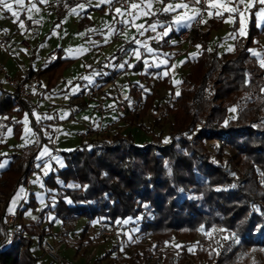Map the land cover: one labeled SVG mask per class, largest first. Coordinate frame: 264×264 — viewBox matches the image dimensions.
Listing matches in <instances>:
<instances>
[{
  "label": "trees",
  "instance_id": "1",
  "mask_svg": "<svg viewBox=\"0 0 264 264\" xmlns=\"http://www.w3.org/2000/svg\"><path fill=\"white\" fill-rule=\"evenodd\" d=\"M252 12L253 8L246 35L238 34L234 50L223 53L206 45L210 28L220 25L222 15L197 19L187 28L185 37L198 51L183 61L187 70L180 73L175 98L154 103L158 93L151 89L137 101V109L129 114L133 120L153 109L157 113L152 120L158 125L161 115L168 114L167 139L151 132L148 139L137 142L132 133L117 126L63 148L59 151L64 153L63 164L52 167L44 176L48 189L35 218H22L26 209L36 208L39 202L30 190L29 198L18 207L16 229L4 218L9 195L20 184H27L29 174L38 165L37 151L43 144L53 143L54 129L37 120L32 101H17L11 90L1 87L0 116H6L4 121L17 134L22 111L26 110L35 135L32 142L0 153V159L10 157L0 169V264H42L31 247L34 236L52 232L55 218L65 222L80 215L89 220L99 217L112 226L122 220L136 222L138 229L150 234L156 244L168 239L176 228L193 232L197 227L219 224L233 230L237 243L219 247V254L208 259L210 264L236 262L238 251L251 245L263 246L264 67L248 45L264 26L255 27ZM162 14L156 10L147 18ZM234 21L231 29L237 25L236 17ZM182 29H170L157 43L165 45L170 34L178 35ZM47 56L42 64L27 70L38 76L47 72L51 82L73 57L63 55L61 45ZM131 66L141 68L140 59ZM103 77L108 80L111 74ZM160 84L171 91L172 82ZM129 89L135 90L132 85ZM228 105H235L236 110L224 120L215 111ZM206 140L211 141L213 149L206 146ZM47 212L51 217L44 223ZM109 252L111 249L101 259ZM109 258L112 264L119 263L116 255ZM242 262L238 258L236 264ZM122 264H146V259L136 250Z\"/></svg>",
  "mask_w": 264,
  "mask_h": 264
},
{
  "label": "crops",
  "instance_id": "2",
  "mask_svg": "<svg viewBox=\"0 0 264 264\" xmlns=\"http://www.w3.org/2000/svg\"><path fill=\"white\" fill-rule=\"evenodd\" d=\"M8 2L13 5L11 11L0 6V32L2 34L0 58L10 74L16 77H25L28 75L29 66L36 67L42 64L48 57V52L59 45L62 46L63 55L73 57V60L53 81H48L47 72L39 75L46 85V89L39 100L34 102L33 110L37 112L36 117L41 111L42 122L51 125L54 129L53 143L49 144L51 148L48 152L53 158L57 157L61 153L59 151L65 148L60 145L68 143L72 137H75L74 128L71 126L73 123L81 121L85 125L100 119L101 122L117 124L121 120L123 114L114 107L113 101L116 88H126L136 98H138V94H141L138 101L143 99L144 91L151 90L146 89L148 84H152L157 93L158 89L166 88L175 94L173 79H171L172 70L179 68L177 70L179 77L180 73L187 69V65L183 64L185 59L188 60L184 55L183 46L187 45L193 48L196 51L194 56L198 51L195 46L188 44L189 41L186 37L180 38L173 34L168 36L165 45L157 43V40L160 41L164 36L163 33L166 30L168 33L170 29L176 30L182 29V27L187 29L192 25L191 22L194 19L181 24L174 23L177 15L185 13L191 15L193 9L199 11L197 6L188 0H134L124 6L114 5L111 8L107 7L109 2L106 0L105 2H101V0H23L21 4H17L15 0H8ZM180 3L189 4V8L176 9L171 12L162 11L167 5ZM207 3L208 10L201 18L222 13L220 25L210 28L209 38L206 42L207 48L213 47L218 53L230 51L229 48L234 50L233 41L238 36L240 29L239 15L230 13L217 5V0H208ZM222 3H226L228 8L236 6L234 3H227V0H222ZM132 4H137L139 7L132 9ZM33 5L35 6L33 7ZM80 5L84 7L80 8ZM214 5L217 6L214 7ZM261 7L264 5L259 3H254L252 7L257 29L261 26L258 15ZM240 8L243 11L244 5H240ZM252 8L245 12L247 17L245 35ZM72 9L76 11L73 12ZM117 9H120L124 14H118ZM156 10L162 11L164 14L158 18H147ZM13 12L18 15L14 16ZM143 12L149 14H141ZM128 13H132V15ZM235 17L237 25L231 29L234 22L227 21H234ZM78 21L81 22V25H78ZM124 21H129V23H124ZM152 24L156 25L155 30L149 27ZM137 25L144 27L138 30ZM231 34H235L234 37ZM257 34L253 37L248 48L259 54L256 55L250 51L261 63V60L264 59V29L259 30ZM138 41L139 43H137ZM137 59L141 61V68H131L132 63ZM108 73L111 74V77L104 80L103 76ZM3 77L0 75V89L7 87L11 90ZM160 81L161 83L172 82L171 91L164 86L165 84L159 85ZM95 82H99L101 85L98 96L88 98V100L84 99L82 96L84 89ZM129 85H132L135 90L131 91ZM76 87L79 88V91L73 92L72 90ZM80 101H83L84 104L80 105ZM72 103H76L74 109L70 106ZM5 117V115L0 116L2 129L0 140L3 141L0 153L9 149L2 150V148L5 149L8 142L3 135L10 127L9 123L4 121ZM62 117L64 124L67 125V131L62 130L64 124L59 121ZM77 142H80L79 138L76 140ZM53 149H57L58 152H53ZM58 160L59 163L53 160L56 165L63 163L64 158L62 161ZM26 186V183H22L15 188L13 194L10 195L7 210L11 209L13 213L16 211L17 206L26 196L28 190ZM14 197L17 198L16 202L11 204ZM79 217L87 218L83 215ZM55 220L57 221L58 218ZM48 257L44 262L39 261L38 263L55 264L51 262L49 254Z\"/></svg>",
  "mask_w": 264,
  "mask_h": 264
},
{
  "label": "rangeland",
  "instance_id": "3",
  "mask_svg": "<svg viewBox=\"0 0 264 264\" xmlns=\"http://www.w3.org/2000/svg\"><path fill=\"white\" fill-rule=\"evenodd\" d=\"M183 51L185 52L184 55H186L187 59H190L196 53L193 48H190L187 45L183 46ZM177 70H179V68L172 70L173 76H171L175 90L180 79L178 77ZM146 89L150 90L154 89V87L152 84H148ZM158 90L159 95L153 99L154 103L175 98V94L169 92L166 88H161ZM138 99L139 98H137L136 101H138ZM233 108L236 109V106L228 105L226 108L216 110L215 113L225 120L227 119V116L234 114L235 111H230V109ZM135 110L132 112H135ZM33 113L37 115L36 110H33ZM130 113L125 115L123 114V117L121 116V120L117 122V124H114L112 128L119 126L122 131H129L132 133V135H134V138L137 142H141L145 140V138L148 139L151 132L161 134V137L164 139L169 137L167 131L170 120L168 119L169 116L167 113L164 112L161 115V123L158 125L152 120V117H154V115L157 113L156 110L149 109L147 112H144L141 117L135 120H133L129 115ZM26 114L28 121L27 125L24 123ZM29 117V112L23 110L22 116L20 117L22 119L21 127L17 134L14 133L13 127L11 124H9L10 127L3 135V137L6 138V142L8 141L7 143L9 145L6 143L4 147L5 149L2 148V150H6L7 148L10 150L14 148L18 149L21 147V145L30 143L34 140L35 129L29 122ZM39 121L42 122L41 118ZM59 121L60 123L62 122L64 124L63 118H60ZM26 126L31 130L29 133L25 132ZM71 126L74 128L73 130L76 131L78 128L83 129L85 125L80 121L79 123H73ZM66 127L67 125L64 124L62 130L67 131ZM0 130L2 132L1 127ZM1 132L0 136H2ZM97 134L99 133L94 135ZM78 138L79 136L76 134L75 137H72L68 143L62 144L60 147L69 149L72 144L76 143ZM80 140L81 138H79V141ZM2 142L3 141L0 140V147L3 146ZM210 142L211 141L206 140L205 144L210 149H213V146ZM45 148L49 152L51 146L48 143H45L37 151L36 160L38 165L28 176V182L26 186L28 190L26 192L25 198L19 203V205H23L25 199L27 200L29 198L28 192L30 190L33 191L36 197L39 198V202L36 208H29L28 210L26 209L25 213L23 214L24 216L22 217L23 220L35 218L39 209V205L43 203L44 199L46 198L45 191L48 189L47 185L45 184L44 176L50 171L52 167H57L53 160H56L59 163L60 161L58 159L62 161V158H64V153L62 152L55 158L50 156V153L41 155ZM8 159L9 155H5V157L1 159L0 163L6 164ZM11 204H13L12 201ZM2 205L3 200L0 201V207ZM19 205L13 214V229L18 227L16 222L19 217ZM4 210L5 213L11 211L7 210V206ZM51 212L45 213V219L43 221L44 223H46V221H48L51 217ZM53 222L52 232L46 233L42 235V237L34 236L31 243L32 250L38 254V262H44L49 258L48 254H46V250L41 247V241L45 237H50L55 241L61 240L63 242L61 253L67 262L66 264H112L114 261H111L109 255H116L115 260L119 262L118 264H122L125 263L126 258L131 256L136 250L138 254L142 255L146 259V264H210L211 262H209L208 259H211V257L215 256L219 247H224L226 245L229 247L232 243H237L238 241L236 236L235 239L231 238L232 234H234L233 230H226L219 224H211L206 228L203 227V230H200L201 227H197L193 229V232L182 231L178 230L177 228L172 229L171 236L168 239H163L161 244H156L155 240L151 238V235L140 231L137 227L138 224L133 221L125 222L122 220L121 225L117 226L114 233H110L109 231V229L112 227L111 223L109 221L106 222L99 217H93L91 220L79 217L78 219L76 218L75 220L70 221L66 220L65 222H62L59 219L57 221L53 219ZM225 236H229L230 238L224 239ZM109 249H111V252H109L108 257L101 259L102 255L105 254ZM119 256L122 257L120 258ZM238 258H240V261H243L242 263L244 264H264V245H260V247L255 245L247 246L243 251L237 252L236 262ZM50 260L52 263L58 264L55 262V260H52L51 258ZM236 262L233 260V262H230L229 264H236Z\"/></svg>",
  "mask_w": 264,
  "mask_h": 264
},
{
  "label": "built area",
  "instance_id": "4",
  "mask_svg": "<svg viewBox=\"0 0 264 264\" xmlns=\"http://www.w3.org/2000/svg\"><path fill=\"white\" fill-rule=\"evenodd\" d=\"M134 0H111L110 3L107 4L108 8L112 6H124L128 2ZM191 1V0H188ZM208 0H204L203 3H200L197 6L199 9L200 15L196 16V18L191 22L192 25L196 23L197 19H200L203 14H205L208 10ZM190 25V26H192ZM187 29L183 28L180 32H178V37L183 38L186 36ZM1 32H0V40H1ZM0 75H3L4 79L7 81V84L11 87V91L14 93V99L19 101L20 99H27L29 101L34 102L39 100L46 89V85L42 82L40 77L36 74L35 71L26 75L25 77H16L15 75L10 74L7 71V68L0 58ZM100 83L95 82L94 84H90L87 88L83 91V98L88 100V98H93L98 96L100 91ZM114 96V107L119 110V113H130L136 109L137 101L136 97L129 93L126 88H116V91L113 94ZM71 108L74 109L76 107V103L70 104ZM38 116H42V112H38ZM114 122H101L99 119L98 121L92 123H86L83 129H76L75 134L79 136L81 139H86L90 137V135H94L96 133H103V131H109L113 126ZM1 132V130H0ZM53 152H58L57 149H53ZM13 212H6L4 215L5 220L7 223L14 222ZM121 225L120 221H117L116 225L112 226L109 231L110 233H114L117 226ZM41 247L46 250L52 260H55L58 264H66V260L63 257L61 251L63 248V242L61 240L55 241L50 237H45L41 241Z\"/></svg>",
  "mask_w": 264,
  "mask_h": 264
},
{
  "label": "snow or ice",
  "instance_id": "5",
  "mask_svg": "<svg viewBox=\"0 0 264 264\" xmlns=\"http://www.w3.org/2000/svg\"><path fill=\"white\" fill-rule=\"evenodd\" d=\"M15 2L17 3V4H21L22 2H23V0H15ZM101 2H105V0H101ZM106 2H111V0H106ZM204 2V0H191V4H193V5H198V4H200V3H203ZM227 3H234L236 6H234V7H231V8H228L227 7V4L226 3H222V0H217V5H219L220 7H223L226 11H228V12H230V13H234V14H238L239 15V17H240V20H239V22H240V29H239V34L241 35V36H243V35H245V25H246V22H247V17L245 16V12H247L249 9H251L252 7H253V4L254 3H259V4H262V5H264V0H247V3H245V0H227ZM244 5V10L242 11L241 10V8H240V5ZM217 5H214V7L215 6H217ZM0 6H2V8L3 9H7V10H9V11H11V9H12V7H13V5L11 4V3H9L8 2V0H0ZM35 5H33V7H34ZM80 8H83L84 6L83 5H80L79 6ZM139 7V5H137V4H132L131 5V8L132 9H137ZM187 8H189V4H185V3H180V4H174V5H167V6H165L163 9H162V11H164V12H171V11H175L176 9H187ZM71 11H76L75 9H72ZM117 11V13L118 14H121V15H123L124 13H121V10L120 9H117L116 10ZM14 16H16V15H18V13H16V12H13L12 13ZM129 15H132V13H128ZM141 14H145V15H147V14H149V13H147V12H143V13H141ZM201 13L197 10V9H193L192 10V14L191 15H189V14H187V13H185V14H182V15H177L176 17H175V19H174V23L175 24H181L182 22H185V21H191V20H193V19H195L196 18V16H198V15H200ZM220 15H222V13H219ZM259 19H260V21H261V26H264V7H261L260 8V10H259ZM135 18V17H134ZM203 22V21H202ZM227 22H235V21H233V20H229V21H227ZM124 23H129V21H124ZM21 26H23V25H21ZM144 26L143 25H137V28H138V30L140 29V28H143ZM149 27H151L153 30H155V28H156V25L155 24H152V25H150ZM141 35H143V33H141ZM163 35H167V30L163 33ZM231 35H233V37H234V35L235 34H231ZM137 43H139V41L137 42ZM197 47H199V46H197ZM229 50L231 51L232 49L231 48H229ZM149 51H151V49H149ZM249 51H251V52H253L254 54H256V55H259V54H257V53H255L254 52V50H249ZM138 58H139V56H138ZM261 67H264V59H262L261 60ZM73 92H76V91H79V88L78 87H76V88H74L73 90H72ZM236 109L235 108H233V109H230V111H235ZM66 115V114H65ZM38 120L41 118V117H39V116H37L36 117ZM63 118V117H62ZM233 119L235 118V117H232ZM49 119H50V117H49ZM24 123L27 125V123H28V121H27V114H26V116H25V121H24ZM225 124H227V121H225ZM31 130L26 126V128H25V132L26 133H29ZM46 154H48V150L45 148L44 149V151L41 153V155H46ZM5 165L3 164V163H0V168H2V167H4ZM17 196H19V194H17ZM16 197H14V199H13V201H12V203H15L16 202ZM11 210V209H10ZM200 230H203V226L201 227V229ZM207 234V233H206ZM230 237L229 236H225L224 237V239H229ZM232 239H235V234H232V237H231ZM214 251H216V250H214ZM216 254H219L218 252L216 253Z\"/></svg>",
  "mask_w": 264,
  "mask_h": 264
}]
</instances>
